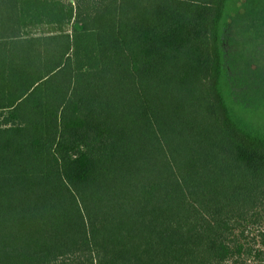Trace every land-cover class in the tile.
<instances>
[{"label":"trees","instance_id":"obj_1","mask_svg":"<svg viewBox=\"0 0 264 264\" xmlns=\"http://www.w3.org/2000/svg\"><path fill=\"white\" fill-rule=\"evenodd\" d=\"M75 4L0 0V264H264V0Z\"/></svg>","mask_w":264,"mask_h":264},{"label":"rangeland","instance_id":"obj_2","mask_svg":"<svg viewBox=\"0 0 264 264\" xmlns=\"http://www.w3.org/2000/svg\"><path fill=\"white\" fill-rule=\"evenodd\" d=\"M60 1L64 6H70L71 5L74 8L76 5L75 0H60ZM71 30H72L71 26L64 28V31L71 32ZM54 31H55V29L52 27H38V28L29 29L27 32L31 33V34H40V33H44V32L50 33V32H54ZM251 264H254V262H252Z\"/></svg>","mask_w":264,"mask_h":264}]
</instances>
